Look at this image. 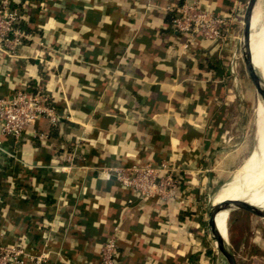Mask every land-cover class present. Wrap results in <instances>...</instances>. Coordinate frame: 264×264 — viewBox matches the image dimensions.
Listing matches in <instances>:
<instances>
[{"label":"crops","instance_id":"obj_1","mask_svg":"<svg viewBox=\"0 0 264 264\" xmlns=\"http://www.w3.org/2000/svg\"><path fill=\"white\" fill-rule=\"evenodd\" d=\"M14 1L31 39L14 56L0 55V97L34 88L60 116L56 126L33 124L45 140L0 131V244L22 239L49 252L46 264H103L100 245L116 231L117 264H192L204 219L196 201L233 99L227 67L235 33L225 49L173 31L167 7L180 0ZM243 1L198 0L233 19ZM210 56L221 60V77L212 74ZM229 139L224 134L213 152L211 171L222 168V177L229 147L238 152ZM68 155L73 163L64 170ZM160 160L185 171L167 204L143 200L97 170ZM246 202L264 208V181ZM248 258L262 264L256 249Z\"/></svg>","mask_w":264,"mask_h":264},{"label":"built area","instance_id":"obj_2","mask_svg":"<svg viewBox=\"0 0 264 264\" xmlns=\"http://www.w3.org/2000/svg\"><path fill=\"white\" fill-rule=\"evenodd\" d=\"M170 27L177 33L199 35L216 44L228 46L235 33L236 19L226 18L200 7L198 0H180L174 8ZM25 19L14 0H0V55L14 56L23 42L31 39L22 28ZM56 105L42 93L17 90L10 96L0 97V131L3 135L19 138L30 132L38 140H45L47 133L37 132L33 124L44 119L50 126L59 122ZM68 170L73 163L72 155L67 156ZM106 179H113L123 187L133 189L145 200L155 198L162 204L169 203L176 195L185 175L173 160H160L142 165L105 166L97 169ZM116 231H112L100 245V257L103 264H117L115 250ZM49 260L47 250H33L25 246L22 239L9 244H0V264H46Z\"/></svg>","mask_w":264,"mask_h":264},{"label":"rangeland","instance_id":"obj_3","mask_svg":"<svg viewBox=\"0 0 264 264\" xmlns=\"http://www.w3.org/2000/svg\"><path fill=\"white\" fill-rule=\"evenodd\" d=\"M261 5L264 7V0L260 1ZM234 42L237 39L239 28L241 27V23L238 21L237 17L234 23ZM236 43V42H235ZM234 43V46H235ZM225 49L228 46H224ZM234 48V47H233ZM229 62V61H228ZM251 66L254 71H257V65L254 58V52L251 56ZM244 82L247 83L249 87L248 92V110L250 112V116L245 120V127H248L249 133L247 140L245 141L241 135L237 132V128L235 123H232L230 120V106L231 103L228 101V120L226 122V126L221 130V133L218 134V137L215 139L212 145V153L209 154L208 159L206 161V168H205V182L203 188H201V197L197 198V203L199 206V212L201 217L207 219L209 210L211 208H215L217 212V219L221 223L220 229L227 225V232H228V243L232 249L230 255L232 259L228 262V260H222L221 258L218 260L217 258V250L219 249V244L217 243L216 239L214 240L210 234L205 237V244L202 241L199 243V257H200V264H246L248 260V255L251 253H255V249L257 248L258 244H250L251 238H259L261 235L259 231L256 229L257 223L263 224L264 221L261 219L253 218L248 214V212L243 211H228L231 209L233 204V200L230 198H226V189L224 183L227 181L229 183V178L235 172V170L240 166V164L247 158L250 154L252 149L255 146V128L257 124V120L259 115H257V107L261 110V98L260 95L256 94L255 84L248 78L245 71L243 70ZM228 133V138L231 135L232 140H228V146L235 145L237 146V151L235 154L233 152V147L231 148L223 157L224 159V166L228 168L225 173V176L222 177V168L216 170L214 174L211 171V163L213 159V152L216 149L219 142L222 140L224 134ZM230 134V135H229ZM228 148V149H229ZM233 152V153H231ZM221 175V176H220ZM223 178V179H222ZM232 191V187H230ZM255 191L253 192V194ZM233 194V191H232ZM238 197V196H237ZM256 197V196H255ZM231 206V207H230ZM218 230V232L220 231ZM217 232V233H218ZM216 233V234H217ZM198 235V234H197ZM199 236V235H198ZM216 238V235H215ZM206 249H210L211 251V260L209 257L204 253Z\"/></svg>","mask_w":264,"mask_h":264},{"label":"bare ground","instance_id":"obj_4","mask_svg":"<svg viewBox=\"0 0 264 264\" xmlns=\"http://www.w3.org/2000/svg\"><path fill=\"white\" fill-rule=\"evenodd\" d=\"M260 1L262 0H259L257 6L252 9L249 20L250 29L257 39L256 47L253 51L257 71H254L250 64L251 58L244 67L247 77H250L249 80L255 84L256 94L257 96L258 94L260 95L262 103L261 110L259 107L256 108V116L259 115V118L257 120L254 134L255 146L247 158L228 179L229 183L226 181L224 185L226 189L225 197H228L235 202L232 207L230 206L231 209L228 211V214L233 210L244 209L247 210L248 213L256 214L259 217L264 218V208L251 205L246 202L249 195L253 193L264 181V7L261 5ZM229 42L232 43V41ZM235 42L233 41V46ZM230 187H232L233 194ZM227 238V225H224L216 234L215 239L219 244L221 259L228 260L229 262L232 259V256L230 255L232 249L227 241Z\"/></svg>","mask_w":264,"mask_h":264},{"label":"water","instance_id":"obj_5","mask_svg":"<svg viewBox=\"0 0 264 264\" xmlns=\"http://www.w3.org/2000/svg\"><path fill=\"white\" fill-rule=\"evenodd\" d=\"M258 1L259 0H244L238 9L237 19L241 23V27L239 28L238 39L233 48L227 67V73L230 78V90L233 95L230 120L232 123H235L237 132L245 141L247 140L249 133L248 127H245V120L250 116V112L248 108L244 109V103L248 100L249 96L247 89L243 86V70L245 65L250 61L254 48L256 47L257 39L250 29L249 20L250 13L252 12V9L257 6ZM206 221L209 234L215 240V235L221 227V223L217 219L215 208L209 210ZM250 242L251 244H258L256 248L258 259L264 264V241L251 238ZM217 257L218 260L221 258L219 249L217 250Z\"/></svg>","mask_w":264,"mask_h":264},{"label":"trees","instance_id":"obj_6","mask_svg":"<svg viewBox=\"0 0 264 264\" xmlns=\"http://www.w3.org/2000/svg\"><path fill=\"white\" fill-rule=\"evenodd\" d=\"M22 28H23V25H22ZM208 64H209V68H210L212 74L215 77H221L224 74L225 69L223 67V64H222L221 60L218 57H216V56L208 57ZM25 91H28V92H31V93H37V91L34 88L33 89H27L26 88ZM190 214H191V212L182 211L180 213V217H182V215L186 216V215H190ZM260 230H261V233L264 235V226H260ZM196 231L199 232V236L201 237V239H203V243L205 244L206 243L205 242V237L209 235L208 225H207L206 219L199 220V223H198ZM198 253L196 252V253L192 254L189 257V261L192 264H200V257H198ZM204 253L211 260V251H210V249H208V250L206 249V251Z\"/></svg>","mask_w":264,"mask_h":264}]
</instances>
